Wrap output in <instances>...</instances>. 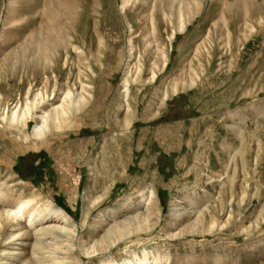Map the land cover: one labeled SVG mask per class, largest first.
Wrapping results in <instances>:
<instances>
[{
	"label": "rangeland",
	"instance_id": "rangeland-1",
	"mask_svg": "<svg viewBox=\"0 0 264 264\" xmlns=\"http://www.w3.org/2000/svg\"><path fill=\"white\" fill-rule=\"evenodd\" d=\"M0 264H264V0H0Z\"/></svg>",
	"mask_w": 264,
	"mask_h": 264
},
{
	"label": "bare ground",
	"instance_id": "bare-ground-1",
	"mask_svg": "<svg viewBox=\"0 0 264 264\" xmlns=\"http://www.w3.org/2000/svg\"><path fill=\"white\" fill-rule=\"evenodd\" d=\"M123 2V1H122ZM123 4H126L125 2H123ZM124 6V5H123ZM125 81V80H124ZM66 96H69L68 94H66ZM70 103V102H69ZM64 111H61L59 114L58 113H53V116L50 118L49 115H45V116H41L40 119H39V123H41V125H37L34 127V129L32 130V136L34 138H38L41 134V128L44 126V125H50V124H54V122L56 121V125H57V120L58 119H61L64 120L66 117L65 114H66V110L63 108ZM51 126V125H50Z\"/></svg>",
	"mask_w": 264,
	"mask_h": 264
},
{
	"label": "trees",
	"instance_id": "trees-1",
	"mask_svg": "<svg viewBox=\"0 0 264 264\" xmlns=\"http://www.w3.org/2000/svg\"><path fill=\"white\" fill-rule=\"evenodd\" d=\"M16 172V171H15Z\"/></svg>",
	"mask_w": 264,
	"mask_h": 264
}]
</instances>
